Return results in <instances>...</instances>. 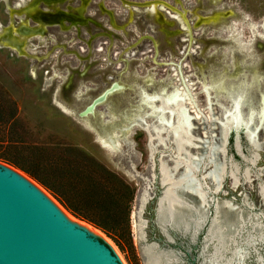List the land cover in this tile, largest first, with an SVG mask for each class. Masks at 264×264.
<instances>
[{
    "label": "rangeland",
    "instance_id": "obj_1",
    "mask_svg": "<svg viewBox=\"0 0 264 264\" xmlns=\"http://www.w3.org/2000/svg\"><path fill=\"white\" fill-rule=\"evenodd\" d=\"M62 1L0 0V163L62 208L6 161L46 164L42 178L75 182L85 194L104 192L93 184L89 159L116 174L134 190L129 237L120 247L108 238L126 264H146L143 248L154 244L174 252L176 264H201L211 251L202 247L216 205L221 223H235L242 212L264 224V0ZM58 12L84 22L39 26ZM41 13L49 16L36 22ZM99 95L94 111L78 118ZM111 133L113 151L95 141L98 134L111 143ZM145 189L143 241L134 221ZM166 192L174 218L188 216L186 204L203 209L200 194L208 202L194 241L170 226L167 235L161 230ZM109 209L120 212L113 203ZM257 250L264 264V244ZM245 264H256L252 250Z\"/></svg>",
    "mask_w": 264,
    "mask_h": 264
},
{
    "label": "water",
    "instance_id": "obj_2",
    "mask_svg": "<svg viewBox=\"0 0 264 264\" xmlns=\"http://www.w3.org/2000/svg\"><path fill=\"white\" fill-rule=\"evenodd\" d=\"M104 97L78 118L91 114ZM99 139L97 134L103 148ZM0 264L120 263L104 240L67 222L36 188L0 165Z\"/></svg>",
    "mask_w": 264,
    "mask_h": 264
},
{
    "label": "bare ground",
    "instance_id": "obj_3",
    "mask_svg": "<svg viewBox=\"0 0 264 264\" xmlns=\"http://www.w3.org/2000/svg\"><path fill=\"white\" fill-rule=\"evenodd\" d=\"M61 19H63V16L44 18L42 21L39 22V26L42 27V29H46V27L48 26H56L57 23H59ZM72 22L78 23L79 20L73 19ZM26 34H28V32L22 33L21 35L24 37ZM10 48L20 53L22 52L23 46L21 42H12L10 43ZM113 87L115 86H112V88ZM174 99H175V95H171L168 97V100L166 102L172 103ZM92 105H93V101H91L85 107L84 110L90 109ZM184 121L185 123H188L189 119L184 117ZM160 122L165 124L163 119H161ZM166 123L168 126L172 124V121L166 122ZM111 136H112L111 143L106 142L102 138L99 139V142L103 146L113 151V149L115 148V142H114V138H113L114 136L112 133H111ZM0 165L4 167L5 169H7L12 174L16 175L23 181L27 182L28 184L36 188L49 201L52 207L67 222H69L70 224L78 228H81L87 231L89 234L93 235L94 237H98L104 240L114 252L119 263L126 264L124 260L122 259L121 255L119 254V252L117 251L116 247L107 237H105L104 234L94 229L93 227L73 218L67 211L64 210V208L61 207V205H59L52 197H50L48 193H46L42 188H40L38 185H36L33 181H31L24 175L18 173L17 171H15L14 169H12L11 167L7 165L1 164V163ZM187 182L189 185H191V179H187ZM162 183H165L164 175H163ZM169 196H170V193L166 192L165 193V199H167L166 207H163L161 205V202L163 201L162 199L160 200V203H159L158 224L161 230L165 233L166 227L170 226L171 228L180 230L183 234L188 233L191 240L194 241L197 234L199 233V231L202 229V227L204 226L206 222L207 217H206L204 210L205 208H207L208 202L206 201L205 197L200 194V200L202 202L203 209L201 207L200 209H195V208L191 209V206H188L186 204L184 206L188 208V210H190L188 216L184 217L183 215H177L175 219L174 217L171 216V211L174 214H177L176 211L178 210L175 209V206H174L175 200L170 199ZM148 201H149V194L147 192V189H145L139 201V210L137 213V218H135V221H134L135 227L137 231H139L140 239H142L143 241H144L143 229L145 226V222L141 220L140 216L142 214L144 206L146 205ZM191 210L193 211L192 214H191ZM166 212L167 214H169L172 221L166 218ZM213 214L214 215L211 219V222H209L210 225L208 226V230L206 231L207 235L205 234L206 237H204L205 239H204V243L202 247L203 248L202 250L204 252L208 249V246L211 245V251L205 255H203L204 253H202L203 259H202L201 264H245L246 259L250 256L251 250L255 254L256 264H263V258L260 256L257 250V246L259 244H264V224L260 221V218H258L257 216H251L250 214L244 216L242 212H238L236 215L235 223L233 224L221 223V221H219L220 213H219L217 205L214 206ZM248 225H249V228H247ZM143 254L146 256V264H176L178 262V258L174 254V252H171V251L163 252L162 250L161 251L157 250L155 244L151 246L146 245L143 248Z\"/></svg>",
    "mask_w": 264,
    "mask_h": 264
},
{
    "label": "trees",
    "instance_id": "obj_4",
    "mask_svg": "<svg viewBox=\"0 0 264 264\" xmlns=\"http://www.w3.org/2000/svg\"><path fill=\"white\" fill-rule=\"evenodd\" d=\"M10 121L7 122V125H11ZM6 162L24 171L52 192L71 215L99 229L117 247H120L121 243L129 237L128 217L134 190L95 160L89 159L86 166L94 180L93 184L103 189L102 195L96 191L85 194L80 191L79 184L67 183L64 178H60L57 182H50L42 178L41 170L46 168V164L41 162L33 163L29 167ZM39 168H41V172L38 170ZM112 203L120 207V212L109 209Z\"/></svg>",
    "mask_w": 264,
    "mask_h": 264
},
{
    "label": "flooded vegetation",
    "instance_id": "obj_5",
    "mask_svg": "<svg viewBox=\"0 0 264 264\" xmlns=\"http://www.w3.org/2000/svg\"><path fill=\"white\" fill-rule=\"evenodd\" d=\"M64 1H66V0H64ZM64 1H62L61 4H62ZM84 3H85V1H83V4H84ZM156 4H157V2L149 3V4H148V7H152V6L156 5ZM160 4H161V6H164V3H160ZM177 14H178V17L180 18V16H179V12H177ZM41 15H45V14H42V13H41V14H38V15L35 16V17H36V22H38V20H39L38 17L41 16ZM52 15H61V16H63V19H61L60 22H59V23H61V24L64 23V21H66L69 25L76 26V25H79L80 23L84 22V20L81 19L80 17H74V16L69 15V14H67V13H65V12H58V13H55V14H52ZM45 16H49V15H45ZM73 19L79 20V22H78V23H73V22H72ZM49 27H53V26H48V27H46V29L49 28ZM37 30H38V29L34 30V33H35V34H41V33L43 32V30H45V29H43L41 33H38ZM26 33H27V32H26ZM20 34H22V33H20ZM26 35H27V34H26Z\"/></svg>",
    "mask_w": 264,
    "mask_h": 264
}]
</instances>
